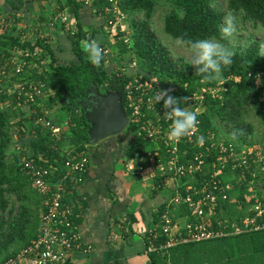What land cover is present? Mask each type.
Instances as JSON below:
<instances>
[{"label": "trees", "instance_id": "trees-1", "mask_svg": "<svg viewBox=\"0 0 264 264\" xmlns=\"http://www.w3.org/2000/svg\"><path fill=\"white\" fill-rule=\"evenodd\" d=\"M213 1L169 0V8L162 14L163 32L180 41L185 47V41L188 39H216L221 43L226 42L220 32L223 13L213 6ZM2 3L11 11L5 19L10 22L8 27L0 26V64L5 65L6 71L12 70L13 60L25 61L22 67L24 72L30 68L31 61L41 67L39 73L33 70V75L29 78L41 80L46 91H53L48 100L49 105L55 102L59 94H63V107L69 117V133L62 134L55 142L48 131L31 123L32 133L26 150L9 154L7 148L12 144V128L14 127L18 139L21 140L25 135L26 120L20 116V107L16 105L15 95L0 92V264L35 237L40 215L44 211L42 196L33 184L30 167L35 165L47 168L57 166V163L60 166L61 161L66 158L64 151L67 148L73 149L74 152L87 150L89 124L81 107L85 93L92 85L102 92L115 91L121 96L124 112L128 113L124 108L123 94L126 78L118 76V70L108 73L104 68L103 59L99 66L89 62L80 46V40L85 37L80 26L77 33L71 34L72 52L76 55V60L67 65L56 64L51 48L42 40L30 44L11 33L15 19L13 11L20 8L23 0H2ZM66 3L76 13L80 2L66 0ZM158 3L159 0H117L118 9L127 18L126 37L131 43L128 46L117 36L115 42L122 57L127 51L131 52L145 72L172 87L170 94L180 98L181 106L186 96L198 86L214 85L216 80H205L204 74L197 73L183 57L173 59L168 55L165 46L150 30ZM91 5L96 9V13L103 14L105 7L111 4L107 0H93ZM226 8L234 15L240 16L243 22L264 26V0H226ZM17 49L26 50L32 55L16 56L14 51ZM231 53V63L222 65L220 73L226 90L221 92V99L208 98L206 108L198 118L200 132L203 134H215L217 122L225 126L226 130L222 134L226 136L227 142L239 145L252 142L249 139L250 123L242 117L247 111V106L254 110V114L264 125V112L260 103L264 82L255 85L252 78L255 73L264 71V56L260 54L257 42L250 43L243 49H235ZM46 58L49 70H44L41 64ZM235 76L240 77V81L235 82ZM155 105L162 107V101ZM127 129L131 133L134 130L131 125H128ZM209 143L208 141V145ZM138 150L140 146L136 139L132 138L128 155L133 156ZM188 150L190 155L193 149ZM216 154V149H212L206 158L208 164L215 159ZM40 155L43 158H40ZM60 175L61 172L54 171L48 177L55 180ZM154 183L159 188L160 178L156 177ZM241 188L237 201H242L243 207L246 201L243 199V186ZM66 190L68 193L72 190L67 182ZM234 205L235 203L225 204L224 210L238 218L242 216V211H234ZM148 264H264V229L178 245L162 253L152 252L148 254Z\"/></svg>", "mask_w": 264, "mask_h": 264}, {"label": "built area", "instance_id": "built-area-1", "mask_svg": "<svg viewBox=\"0 0 264 264\" xmlns=\"http://www.w3.org/2000/svg\"><path fill=\"white\" fill-rule=\"evenodd\" d=\"M107 1L111 5L100 14L102 30L107 33L113 30L114 38L117 36L130 46L131 41L126 37L128 30L123 25L125 15L118 9L117 0ZM59 19L69 34L78 32L77 26L69 23L66 15L60 14ZM9 24L0 19V26L8 27ZM100 47L107 72L118 70V76L126 78L124 108L128 112V125L134 128L133 138L140 146V150L128 160L126 171L143 178H169L175 183L169 201L162 210L156 211L153 227L147 233L145 252L162 253L178 245L264 229V142L236 145L227 142L226 136L216 140L214 133L200 132L198 117L208 98L221 99V92L226 90L224 79L214 85H200L186 96L180 107L196 112L197 124L186 136L169 140L170 121L164 115V108L153 105V97L160 90L172 87L161 88L165 83L140 68L131 52L123 54L122 59L118 50L112 51L108 45ZM22 55L28 57L32 54L25 50ZM110 57L121 59L112 64ZM24 64V60H14L11 76H16L19 81L6 91L0 88V92L14 94L18 107L30 106L33 124L48 131L56 142L63 133L48 118L46 110L40 109L46 96L45 84L41 80L23 78ZM9 75L5 65L0 64V83ZM252 78L255 85L263 83L264 71L255 73ZM233 80L238 82L240 77L235 76ZM260 103L264 112V92ZM214 148L217 154L208 164L206 158ZM188 149H193L190 155ZM64 153L66 158L60 166L57 163V166L47 168L30 167L33 184L42 196L44 211L35 237L1 264H68L71 252H92V246L84 245L77 232L79 213L65 196L66 182L71 188L82 182L88 169V153L87 150L74 152L68 148ZM40 158L43 157L40 155ZM54 171L62 175L52 180L48 176ZM230 174L234 177L228 179ZM194 177V180L187 181ZM242 186L246 201L243 207L242 201H237ZM230 203H235L234 207L242 211V216L237 218L225 212L224 205Z\"/></svg>", "mask_w": 264, "mask_h": 264}, {"label": "crops", "instance_id": "crops-1", "mask_svg": "<svg viewBox=\"0 0 264 264\" xmlns=\"http://www.w3.org/2000/svg\"><path fill=\"white\" fill-rule=\"evenodd\" d=\"M78 1L80 4L75 13L66 0H23L20 8L13 11L15 19L11 33L30 44L42 40L51 48L56 64L67 65L68 62L59 60L64 51H72L71 34L64 29L59 19V15L64 14L69 23L75 24L77 28L80 26L84 33L85 37L80 40L82 49L88 41L108 45L112 51L117 49L114 31L107 33L102 30L103 18L92 7L93 0ZM0 4V19H7L11 10L2 1ZM126 19L124 26L128 25ZM23 52L24 50L17 49L14 54L19 56ZM110 59L111 63L115 62L111 57ZM41 64L44 70H49L45 60H42ZM33 70L39 73L41 67L31 61L30 68L22 77H32ZM9 72L8 78L0 83V88L4 91L13 88L18 79L14 75L11 76L12 70ZM52 95L53 91L47 89L40 109L46 110L48 118L59 126L63 134H68L69 117L63 107L65 98L63 94H59L55 102L49 105L48 100ZM31 110L28 105L18 109L20 116L26 120L25 135L19 140L14 127L12 128V144L7 148L9 154L26 150L33 126ZM128 133L124 130L97 144L88 145L89 164L84 178L71 192L65 193L79 213L77 232L82 243L92 246L90 253L81 250L71 252L68 264L148 263L145 238L153 227L156 211L169 201L175 183L169 178H160V187L157 188L154 183L156 178H143L126 171L128 160L131 158L128 152L133 138V134L130 132V136Z\"/></svg>", "mask_w": 264, "mask_h": 264}, {"label": "clouds", "instance_id": "clouds-1", "mask_svg": "<svg viewBox=\"0 0 264 264\" xmlns=\"http://www.w3.org/2000/svg\"><path fill=\"white\" fill-rule=\"evenodd\" d=\"M235 27V17L228 15L220 28L223 38L232 35ZM191 59L188 61L197 73L204 74L205 80L217 78L222 65L231 63L232 53L216 39H188L185 41ZM83 51L90 63L99 66L103 59V49L96 41H88L83 45ZM162 101L164 115L170 121L167 138L179 140L186 136L197 124V113L180 107V98L170 94L169 90H160L153 97V105Z\"/></svg>", "mask_w": 264, "mask_h": 264}, {"label": "rangeland", "instance_id": "rangeland-1", "mask_svg": "<svg viewBox=\"0 0 264 264\" xmlns=\"http://www.w3.org/2000/svg\"><path fill=\"white\" fill-rule=\"evenodd\" d=\"M2 0H0L1 2ZM1 6V4H0ZM213 6L221 13H223L222 17V25L224 24L225 17L228 15H232L235 17V27L233 30V33L231 36L226 38V42H222L224 47L228 49L230 52H233L235 49H243L247 45L253 42H257L260 54L264 56V26H253L250 22H243L241 17L238 15H234L233 13L229 12L226 8V0H214ZM169 8V0H159V3L156 6V12L155 16L151 20L150 24V30L153 32V34L161 41V43L165 46L166 51L168 55L171 58H176L178 56L183 57L185 60L189 61L191 59L189 54L188 47H185L180 41L173 39L169 36H167L162 29L163 25V16L162 14ZM124 25V24H123ZM127 25L125 24L124 27ZM117 48V47H116ZM118 50V49H115ZM76 55L71 51H64L62 54V57L59 58L60 62H70V60H76ZM113 62L112 64H117L118 61H120L121 58L115 60L114 57H111ZM123 59V57H122ZM136 60V59H135ZM45 62H48V58L45 59ZM138 66L140 67V63L136 60ZM67 64V63H66ZM113 68H115L114 65H112ZM105 68V66H104ZM141 68V67H140ZM106 69V68H105ZM107 71V69H106ZM216 82H219L222 80L221 76L219 75L217 78H215ZM166 84L161 85V88H165ZM168 88V87H167ZM207 102V101H206ZM206 102H205V108H206ZM247 111H245L242 114V117L245 121L250 123L251 126V135L249 136V139L252 140V143L254 144H262L264 142V125L261 123V119L254 114V110L251 109L249 106L246 108ZM67 112V111H66ZM68 113V112H67ZM217 124V130L215 131V134H213L214 138L216 140H220L221 136H225L222 134L226 129L223 124L215 123V126ZM128 128V126H127ZM125 129L126 132H129V129ZM132 134H130L131 136ZM159 174V173H158ZM234 177L232 174L229 175V178ZM193 179H187V181H192ZM234 180V179H233ZM236 180H238V177H236ZM234 211H236V208H233ZM38 212H40V205L38 207Z\"/></svg>", "mask_w": 264, "mask_h": 264}, {"label": "water", "instance_id": "water-1", "mask_svg": "<svg viewBox=\"0 0 264 264\" xmlns=\"http://www.w3.org/2000/svg\"><path fill=\"white\" fill-rule=\"evenodd\" d=\"M81 107L89 124L88 145L122 133L128 126V117L115 91H99L95 85L85 93Z\"/></svg>", "mask_w": 264, "mask_h": 264}, {"label": "flooded vegetation", "instance_id": "flooded-vegetation-1", "mask_svg": "<svg viewBox=\"0 0 264 264\" xmlns=\"http://www.w3.org/2000/svg\"><path fill=\"white\" fill-rule=\"evenodd\" d=\"M102 92V91H101Z\"/></svg>", "mask_w": 264, "mask_h": 264}]
</instances>
